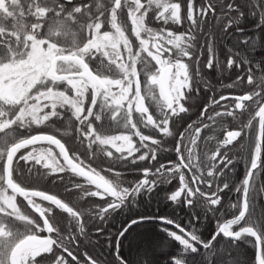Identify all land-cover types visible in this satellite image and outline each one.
Returning <instances> with one entry per match:
<instances>
[{"label": "snow or ice", "instance_id": "6c2138e0", "mask_svg": "<svg viewBox=\"0 0 264 264\" xmlns=\"http://www.w3.org/2000/svg\"><path fill=\"white\" fill-rule=\"evenodd\" d=\"M68 3L72 4V0H68ZM226 7L237 11L240 17L244 15L243 12L234 9L231 3ZM260 7L264 9V4H260ZM185 8V18L190 25L189 31L176 34L165 29H153L145 22L149 13L153 12L155 20L164 24H180L181 3L174 0L143 2L110 0L108 6L100 0H93L91 4H75L71 7H65L61 0H0V264H47L48 257L44 254L48 253L53 254L52 264H69L64 255L54 253V245L57 249L62 248L74 264H80L77 256L62 243L64 237L61 236V230L52 221L54 210L59 209L76 221L80 233L83 234L84 226L81 222L83 213L59 198L57 194H50L30 185L21 186L16 182L13 176L19 175L20 161L32 164V167L40 165L48 170L43 173L44 176L71 172L84 178L83 184L72 182L70 186L65 185L66 192L80 189L84 197H99L102 200L112 197L113 199L99 209L97 216L100 220L127 206L129 197L131 202L135 203L142 190L147 193L154 190L157 181H150L147 178L136 182L131 188L122 187L118 181L106 179L91 165L85 164L76 153L70 156L65 145L54 135L43 133L22 135L18 130L43 125L53 117L63 119L64 113L57 109L66 108L71 117L78 122L77 139L82 137L81 143L87 142L90 157L95 155L92 152L93 145L98 144L103 155L113 162L128 161L135 165L138 160H156V149L150 148L147 142L151 140L153 145H158L159 141L142 134L138 124L144 128L151 127L166 136L173 135L168 127L169 122L174 116L188 111L181 101L190 99L185 92L194 91L190 82L189 65L183 62L182 57L191 59L190 49L194 47L195 31L201 27L204 17L209 12L216 11L209 0H205L202 8L198 10L194 9V0H187ZM125 10L131 21L132 34L139 41L136 51H133L125 26L118 19V13ZM194 11H198V15H195ZM105 23L110 24L114 31L102 32L101 28ZM233 23L234 21L229 19L224 25L225 30L231 28ZM77 33L82 35L80 42L76 40ZM242 43L249 44L250 41L245 39ZM209 51L211 52V48ZM173 52L175 57L171 55ZM141 53H146V56L142 57ZM165 53L169 55L165 57ZM148 58L158 65L155 71H149ZM93 60L96 62L95 69L90 67ZM138 63L142 65L139 71ZM234 64L236 61L229 57L227 68L231 69ZM206 66L209 69L214 67L213 56H209ZM141 72L146 77L144 95L141 94ZM237 80L243 81L244 77H237ZM61 84L65 85L63 90L58 87ZM247 84L252 86V91L231 97L220 95L219 99H213L211 102L215 105H221L223 101L233 102L231 106L222 105L229 110L224 113L216 111V117L233 116L231 110L233 107L246 110L255 105L257 110L244 128H252L253 120L259 117L258 130L251 146L248 171L241 185L235 189L242 193V198L238 204L231 205L232 208L238 209V214L220 223L209 241L201 240L195 231L185 233L180 224H176L175 227L184 234L163 229L182 246L183 253L198 254L201 248L197 245H200L209 254L204 257V264H228L232 259L231 253L227 250L223 252L219 248L213 250L217 237L227 240L228 249L241 240L254 238L253 245L259 247L257 264H264V213L256 214L253 198L250 196V182L254 180L256 174L264 171V160L261 159L264 152V95H262L264 79L260 81L254 79L252 69L249 68ZM153 86L158 88V93ZM69 91L72 95L68 94ZM195 91L198 92L199 88ZM145 97L156 105L158 119L154 118L149 108L145 106ZM45 109L49 111L45 112ZM204 111H207V107ZM133 112L138 113L136 121H133ZM104 116L115 122V126L128 129L131 134H109L103 130V124L100 125L101 131H98L94 121L99 122ZM208 119L212 120L214 117L210 116ZM188 127L191 129L193 126L190 124ZM203 127L208 128L209 125L204 124ZM200 131V127L195 128L193 138L189 141L193 148ZM240 135L241 131H227L225 139L207 156L211 162L210 170L206 172L208 177L224 174L223 171H216L218 164H223L227 168L233 163L226 151L221 156L220 149L227 148ZM132 136L139 137L140 147L134 146ZM183 140L184 134L181 133L176 147L181 163L173 164L167 170L169 175L179 174L180 187L172 192L168 199L180 203L179 198L183 193L184 202L191 206L193 200L190 197L198 194L199 197L206 199L211 210L212 206L221 203L218 192L228 189L229 183L224 182L222 187L217 185V191L210 194L202 192L199 187L195 190L189 187L180 169L191 170L194 163L193 148L188 150L189 163H182L184 156L181 155L179 145ZM41 142L55 145L59 149L58 154L53 153L51 147L37 148L36 145ZM103 146H110L119 155H114L112 150ZM141 148L145 151L139 156H134ZM22 149L29 150L19 154ZM57 156L63 159V164ZM217 156H220L218 163ZM32 167L29 168V172L32 171ZM196 167L199 168V165ZM164 168L165 165L161 164L155 172L147 167L143 168L142 172L145 177L149 173L163 175ZM108 171L112 172L113 169L109 168ZM115 175L119 177L120 173L116 172ZM201 175L203 173L194 175L193 181L205 183L210 188L211 184L202 180ZM57 178L63 179L59 175ZM86 185H94L95 190L86 188ZM17 196L23 197L34 213L38 214L36 218L21 211L16 203ZM37 198L40 202H37ZM43 202H48V206H44ZM144 219L145 217L131 220L118 235L123 237L131 225ZM159 219L168 225L174 223L172 219L166 217ZM241 224L239 230L233 231L234 225ZM18 225H22L23 230ZM45 231L49 235L41 237L39 233ZM53 233L57 238L52 237ZM71 239L75 240V237ZM85 255L87 256V253ZM88 259L90 264H97L91 257ZM120 264H127V261L121 259ZM174 264H185V261L175 259Z\"/></svg>", "mask_w": 264, "mask_h": 264}, {"label": "trees", "instance_id": "16d2710c", "mask_svg": "<svg viewBox=\"0 0 264 264\" xmlns=\"http://www.w3.org/2000/svg\"><path fill=\"white\" fill-rule=\"evenodd\" d=\"M92 1L93 0H89V4H91ZM61 2L65 4V7L88 3L85 0H72V4L64 0H61ZM100 2L108 6L110 0H100ZM174 2L181 3L182 22L180 24H164L162 21L155 20L153 18L154 13L150 12L145 20L147 26L156 30L165 29L176 34L187 33L190 27L189 21L185 18V5L187 0H174ZM209 2L214 5L216 11L215 13L209 12L208 15L204 17L201 27L194 33L196 36L195 41H193L194 47L190 49L192 59H196V61L199 60L195 64L196 75L198 76L195 77L198 79L192 86L194 91L192 93L185 92L186 96H189L190 99L184 101L185 107L188 108V111L184 113V127L187 131L195 130V128L199 126L193 124V127L189 129V123L197 120L201 121V173H203L201 179L204 181L213 180V183H210V188L205 183H201L199 188L202 192L210 194L213 191H217V185L222 187L224 182H228L229 188L222 192H218V195L221 197V203L212 206L210 210L206 199L201 197L192 199L193 203L191 206L187 205L184 199H180V203L172 202L166 199L164 194L172 189L173 186L164 185L161 192H154L152 195L141 192L140 195L136 197L135 203L129 200L127 206L120 209L122 213L119 212L118 216L108 217L106 221L103 222L98 218L97 214H93L92 208L90 207L92 200L88 199V197H84L82 195V190L73 189L70 193L64 190L65 185L70 186L72 182L77 183V181H79L77 176L70 172L44 176L43 173L48 170L43 169L40 165L32 167V164H26L20 161L18 166L20 169L19 175L17 176L14 174L13 176L16 182L20 183L21 186L30 185L33 188L47 191L50 194H57L59 198L65 202H69L70 206H74L76 210L83 213L81 222L84 226V232L81 234L76 221L67 213L56 209L58 211L56 215L61 220H53L52 222L61 230V236L64 237L62 243L65 247L67 246V238H69L70 230H73L76 235L75 240H71L69 245L72 247H85L88 251L87 256L94 257L96 251L100 247L98 245L99 239L94 232L99 230L103 224L115 227L117 225L115 218L117 217H121L120 221L122 219L128 221L145 217L152 218V220L139 223L135 227L136 229L141 227L151 228L156 235L164 241L167 246V251L164 256L165 262L162 264H174L175 259H183L185 264H204V257L209 254L206 253L200 245H197V247L201 248L198 254L183 253L182 246L169 237L165 231L160 229L161 225L156 219L160 217L172 219L175 224H180L186 232L195 231V233L200 236L201 240L209 241L220 223L232 219L234 215L238 214V209L232 208L231 205L238 204L242 198V193L235 191V189L241 185L248 171V163L251 158V146L258 130L259 118L257 117L253 120V127L250 129L244 128V125L257 109L255 105H252L241 112H237L234 109L233 116L222 115L216 117V108L227 104L226 102L230 104L231 102H222L221 105H215L211 102L213 99H219L220 95H242L245 92L252 91V86L247 84V72L249 68L252 69L254 79L257 81L264 79V18H262L264 17V9L260 7V4H264V0H209ZM204 3L205 0H194V9L198 10L202 8ZM229 3L234 6V9L243 12L244 15L240 17L237 11L229 10L226 7ZM194 14L198 15V11H194ZM118 19L119 22L123 23L127 35L131 38L132 25L128 15L126 16V20L123 21L121 14L118 13ZM229 19H232L234 23L231 28L225 30L224 25ZM73 31L76 30L73 29ZM101 31H114V29L111 28L110 24L105 23ZM81 38L82 35L77 33V42H80ZM69 39H71V37H69ZM245 39L249 40L250 43H242ZM210 48L211 52L209 51ZM171 55H175V52ZM209 56H213L214 58V67L206 69L205 63ZM229 57L236 61V64H234L231 69L227 68V60ZM237 64L239 65L238 67ZM90 67L95 69L96 62L94 60L90 62ZM240 76L244 77L243 81L237 80V77ZM221 82L226 84L232 82L233 86L228 87V85H223ZM210 83L212 85H210ZM58 87L60 90L64 89L62 84ZM196 88H199L198 92L195 91ZM68 94L71 95V91H69ZM262 95H264V92H262ZM249 103L250 102H247L246 104ZM205 107H207L206 112L204 111ZM57 110L64 113L63 119L53 117L43 125H33L31 129L18 130L19 134H50L60 139L68 148L71 147L72 143L75 145L77 136L68 133L69 129H72V127L69 128L64 120L65 116L71 113L66 108H58ZM95 110L96 109H94V111ZM44 111L47 112L49 109H45ZM210 116L214 117V119H208ZM204 124H208L209 127L204 128ZM227 131H241L240 138L237 137L240 140L236 138L233 141V147L230 150H225L233 163L227 168L223 166L221 169H219V167H221V165H219L216 171H223V175L217 177V175L214 174V176L208 177L206 172L209 170L211 162L207 159V156L215 150L219 142L225 139ZM36 147L48 148L51 146L49 144H42ZM75 147L77 146L75 145ZM213 147L214 149H212ZM28 150L29 149H22L19 154H23ZM52 151L58 154L53 148ZM225 151H222V155ZM58 157L59 156H57V159ZM261 159L264 160V152H262ZM216 162L218 163V160ZM30 167H32L31 172H29ZM58 175L62 176L63 179H58ZM9 194H11L10 191ZM250 196L253 198L256 214L261 215L264 213V171H260L256 174L254 180L251 182ZM16 202L18 205V197L16 198ZM43 204H47L48 206L47 202H43ZM130 210H132V212ZM242 224L234 225L233 231L239 230ZM52 235H54V239L57 238L55 233ZM185 238H187V236H185ZM253 239L254 238H249L247 241L241 240L234 247L228 249L227 240L223 237H217V241L214 242L213 250L219 248L222 252L226 250L229 251L232 255V259L228 261V264H234V262L235 264H256V245H253ZM141 264H148V262L144 259Z\"/></svg>", "mask_w": 264, "mask_h": 264}, {"label": "flooded vegetation", "instance_id": "af4514ba", "mask_svg": "<svg viewBox=\"0 0 264 264\" xmlns=\"http://www.w3.org/2000/svg\"><path fill=\"white\" fill-rule=\"evenodd\" d=\"M85 1L89 3V0H85ZM142 2H143V0H142ZM120 14L122 16V20L123 21L126 20L127 11L125 10L124 12H122ZM126 35H127V33H126ZM143 35L144 34H142V36ZM128 39L132 43L133 51H136L139 41L136 39V37L133 34H131V38H129V36H128ZM168 55H169L168 53L165 54V57H167ZM141 56L142 57L146 56V53H141ZM172 56L175 57V55H172ZM148 60L150 61L149 71H154L158 67V65H156L154 61H151V58H148ZM182 60L184 63H187L189 65V74L191 76L190 82H191V85L193 86L194 82L198 79V78H196L198 76L196 75L197 72L195 69V64L199 60L196 61V59H192V56H191V59H189L188 57H182ZM199 63H201V62H199ZM206 64H207V62L205 63V65ZM141 67H142V65L138 63L137 64L138 71L141 69ZM206 69H209V68L206 66ZM145 81H146V77H145L144 73L141 72L140 84H141V94L142 95H144V93H145ZM221 84L225 85L226 83L221 82ZM210 85H212V84L210 83ZM226 85H232L233 86V83L230 82L229 84L227 83ZM153 87L156 90V92L158 93V88L156 86H153ZM226 96L231 97V96H238V95H226ZM184 101H181V102L184 103ZM223 102H226V101H223ZM229 102H231V104L228 102H226V103L231 106L233 102L231 100H229ZM245 103H247V102H245ZM144 104L146 107L149 108V112L154 116V118L158 119L159 116H158V112H157L156 105L154 104V102L151 101L148 97H145ZM87 106L88 105L86 103L85 109H87ZM234 109L235 108L233 107L231 110L233 111ZM216 110L224 113V112L228 111L229 109L225 108L221 105V106H218L216 108ZM235 110L237 112L242 111L241 109H235ZM137 116H138V113L133 112V121H136ZM64 120H65L67 126H69V128L72 127V129H69L68 133L78 137L79 136V133L77 132L78 122L75 121V119L73 117H71V114H67L65 116ZM94 123H95L98 131H101L100 125L103 124L104 125L103 130L108 131L109 134H112V135L131 134L128 129H124L123 127L115 126V122L108 120L106 116L102 117L101 121H99V122L94 121ZM190 124L191 125L194 124L195 126L197 125L200 127L201 121L197 120L195 122H190L189 125ZM184 126H185L184 113H180L179 116H174L172 118V120L169 122L168 127L173 133L172 136H166L162 132H159V131L151 128V127L144 128L143 126L138 124V127L140 128V131L142 132V134L151 136L152 139L158 140L159 144L153 145L151 140H149L147 142L150 148L156 149V157H157L156 160H154V161L151 159L144 160V161L138 160L135 165L130 164L128 161L113 162V161L109 160L108 158H106L103 155V152L100 151L101 146L98 144L93 145L92 152L95 153V155L90 157L88 149H87V142L85 141L84 143H81V139H83L82 137H81V139H77V142L75 144L77 147H75L74 143H72L71 147L68 148L62 141L61 142L65 145L70 156L73 153H76L80 157V159L84 161L85 164L91 165L92 168H95L106 179L118 181L122 187L131 188L134 186V184L136 182L141 181L145 178L149 179L150 181L156 180L157 184H156V187L154 188V190L151 193L146 192L147 195L148 194L152 195L154 192H156V193L161 192L164 185L173 186L172 189H170L167 193L164 194L166 199H168V196L172 192L178 190L180 187L179 174L178 173H172L171 175H169L167 170L169 168H171L173 164L181 163L180 157L176 153V147H177L178 141H180V134L181 133L184 134V140L182 142H180V145H179L180 149H181V155L184 156V160L182 161V163H189V161L187 159L188 150H189V148H193V146L189 143V141L193 138L194 130H188L187 131ZM132 131H134V130H132ZM239 138H240V136H239ZM239 138H237V139L240 140ZM132 142H133L134 146L140 147L139 137L132 136ZM44 144H47V143H44ZM40 145H42V144H40ZM50 146L58 153V150L56 149L55 146H53V145H50ZM103 147L109 148L110 150H112L114 155H119V154L115 153V149H111L110 146H103ZM232 147H233V142H232V144L228 145L227 148H221L220 149L221 155H222V151H225L226 149L230 150ZM212 149H214V147ZM144 151H145V149L141 148V151L134 153V156H139ZM149 155H151V153ZM201 156L202 155H201V131H200L199 138L196 140V145L193 148L194 163L191 166V170H189L188 168H181L180 169V171L183 172V174H184L185 181L188 183L189 187L193 188V190H195L196 187H199V185H201V183H197V182L193 181V179H192V177L194 175H200L201 174V171H202ZM58 159L60 160L61 164L64 163V161L61 157H58ZM105 159H107V160H105ZM129 159H131V158H129ZM219 159H220V156H217L216 161L217 160L219 161ZM161 164L165 165V168L162 169L163 175H161V174L152 175L151 173H149V175L147 177H145L143 175V172H142L143 168L147 167V168L151 169L152 172H155V169L158 168ZM197 164L199 165V168L196 167ZM219 165H221V167H219ZM223 166H224L223 164H218L219 169H221ZM82 167H83V165H82ZM218 167H217V169H218ZM109 168H112L113 171L109 172L108 171ZM116 172L120 173L119 177H117L115 175ZM218 176L219 175H217V177ZM78 179H79V181H77V183H81V184L84 183V178L78 177ZM207 182L213 183V180L207 181ZM251 182H250V184H251ZM86 188L95 190L94 185H86ZM141 192H144V191L142 190ZM198 197H199V195L197 194L196 196H193L190 198L196 199ZM18 198H19L18 206L20 207L21 211L24 212L25 214L32 216V218H36L38 216V214L34 213V211L31 209V207L27 205V202L23 199V197H18ZM88 199L92 200L90 207L92 208L93 214L95 215L98 213L99 209L106 204L107 201H110L113 198L109 196L105 200H102L99 197H88ZM179 199H184L183 193ZM129 200H131V197H129ZM37 202H40L39 198H37ZM44 206H47V204ZM130 211L132 212V210H130ZM119 212L122 213V210H118L117 212L112 213V214L110 213L102 221L103 222L106 221V219L108 217H111V216H118ZM56 213H58V211L55 209L53 212V217H54L53 220H55V221L61 220L56 215ZM120 218L121 217L115 218V221H117V225L115 227H111L108 224H103L99 228L100 231L96 230L94 232V233H96V236L99 239L98 245L100 247L95 253L97 256L95 255L94 257H91V258L96 260L97 264H120L121 259H124L125 261H127V264H135L133 257L131 256V252L129 250L127 240L129 238V236L131 235V233H133V231L136 230L135 226L137 224L131 225V227H129L128 230L124 233V236L120 237L118 235V233L121 232L124 229V227H126V225H128L130 223L131 220H133V219H131V220L127 221L126 219H122L120 221ZM145 219H149L148 221H145V222H149L152 220V218H145ZM159 220H160L159 218L156 219V221L161 225L160 226L161 230L167 228L169 231H176L177 234H184V233L180 232V229H178L174 226V225H176L175 223H173V225H165L163 223H160ZM18 226H20L21 230H23L22 225H18ZM185 233H187V232L185 231ZM39 235L41 237H46L49 234L45 231V232L39 233ZM53 236L54 235H52V237ZM73 236L75 237L76 235L74 234L73 230H70V234H69L70 239L67 238L68 240H67V246L66 247H68L74 253V255L77 256L78 260L80 261V264H90V261L88 259V257H90V256L85 255V253L88 252L85 247H80V246L79 247H72L69 245V243L72 240L71 237H73ZM53 251L57 255H64L65 258L69 260V264H74V262L71 261V258L67 257V254L63 252L62 248L57 249L54 245ZM44 255L46 257H48L47 264H52V255L53 254L48 253V254H44ZM37 259L39 260L40 258L38 257Z\"/></svg>", "mask_w": 264, "mask_h": 264}, {"label": "rangeland", "instance_id": "374dc122", "mask_svg": "<svg viewBox=\"0 0 264 264\" xmlns=\"http://www.w3.org/2000/svg\"><path fill=\"white\" fill-rule=\"evenodd\" d=\"M127 244L135 264H141L144 259L148 264H162L165 262L164 256L167 246L151 228L141 227L136 229L129 236Z\"/></svg>", "mask_w": 264, "mask_h": 264}, {"label": "water", "instance_id": "95a60500", "mask_svg": "<svg viewBox=\"0 0 264 264\" xmlns=\"http://www.w3.org/2000/svg\"><path fill=\"white\" fill-rule=\"evenodd\" d=\"M64 1H67L68 2V0H64ZM259 118V117H258ZM37 135V134H36ZM58 139V138H57ZM44 143H47V142H41L40 144H44ZM40 144H38V145H40ZM37 146V145H36ZM53 146H55V145H53ZM56 147V146H55ZM56 149L58 150V152H59V149L56 147ZM18 197H21V196H18ZM149 219H144L142 222H145V221H148ZM230 220V219H229ZM160 221V223H163V224H165V225H168V224H166V223H164V222H162L161 220H159ZM142 222H140V223H142ZM137 224H139V223H137ZM133 225H135V224H133ZM171 225H173V224H171ZM175 226V225H174ZM258 259H259V247L256 245V264H257V261H258Z\"/></svg>", "mask_w": 264, "mask_h": 264}]
</instances>
